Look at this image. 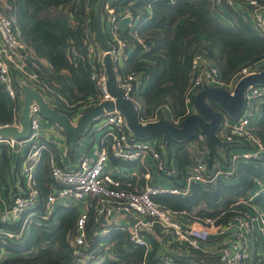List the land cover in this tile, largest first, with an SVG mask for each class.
Listing matches in <instances>:
<instances>
[{
	"label": "built area",
	"instance_id": "2783aa9c",
	"mask_svg": "<svg viewBox=\"0 0 264 264\" xmlns=\"http://www.w3.org/2000/svg\"><path fill=\"white\" fill-rule=\"evenodd\" d=\"M91 1H85L86 7L90 6ZM121 1L105 0L103 5L102 12H105L104 18L105 21L107 19L109 33L112 35L108 40L110 49L107 52L99 48L90 19L86 16L80 20L70 18L71 27L81 28L82 37L79 45L71 42L69 60L74 66L79 60H86L90 68V78L97 90L95 98L91 99L93 103L82 105L80 109L82 112L92 105L114 101L108 89V76L103 62L106 53L110 55L112 61L116 85L123 90L122 97L133 102L138 110L135 96L145 85L144 73L137 69H127L125 66L124 62L132 45L127 38L118 33L119 19L123 16L130 17L132 21L128 25V35L133 39L136 38L143 49H147V46L136 35L135 26L138 18L133 17L128 7L114 6V3L118 5ZM165 1L173 3L175 0ZM213 2L220 14L226 12V8L241 11L249 28L264 38V0H213ZM41 68L46 67L36 56L32 46L22 39L12 17L0 2V84L11 104L13 116L10 122L1 123L0 128L14 126L20 129L19 116L22 111V96L18 92L20 85H28L45 94L46 82L40 78L37 71ZM260 71H264V57L252 66L241 67L228 80H224L214 61L203 51H195L191 59L189 84L184 98L187 113H190L194 97L204 84L224 88L232 94L241 78ZM261 104H264V83L250 85L245 91L241 114L229 122H224L225 117L220 126V134L217 135L224 142V148L239 150L229 153V165L224 166L220 158L208 163L198 156L193 159L182 185L148 186L142 189L124 186L120 180L106 173L104 168L109 156L130 162L150 154L159 161L158 168L163 170L164 163L160 154L156 146L137 137L129 130L124 115L118 109L105 111L98 122H101V129L107 138V149L103 148L96 158L83 156L75 169L61 165L59 158L49 152L51 182L49 192L44 193L36 183L34 163L39 160L48 146L39 140L41 115L37 104L31 103L29 137L25 139L0 137V144L12 150L27 145L18 193L0 214V222L13 223L22 217L34 216L48 219L57 204L78 202L88 198V209L78 214L71 239L72 257L76 264H94L98 259H104L107 247L112 244L99 240L108 232L106 220L115 213L127 214L136 219L131 227L122 228L127 230V240L130 243L145 248L138 264H150L146 235L154 232L164 234L170 246L176 243L207 254H216L220 264H264V211L254 203L255 198L264 191V180L254 179L256 188L229 205L228 210L232 216L222 223H215L218 216L213 219L205 218L203 221L193 220L194 224L186 225L181 222L180 213L155 200V196L166 193L185 196L193 183L204 185L219 177L230 178L239 162L259 161L263 164L264 140L255 128L259 121ZM67 155V149L61 150L60 157L64 158ZM166 174L170 177L179 176V171L172 166ZM90 210L92 229L88 234L87 222ZM1 236L13 239L19 238L20 234L6 230L0 231ZM211 237L216 241L213 250L205 246V242ZM171 248L173 250L157 258L152 264H184L182 257L177 254V249L180 247ZM187 261L194 263L191 258Z\"/></svg>",
	"mask_w": 264,
	"mask_h": 264
},
{
	"label": "trees",
	"instance_id": "16d2710c",
	"mask_svg": "<svg viewBox=\"0 0 264 264\" xmlns=\"http://www.w3.org/2000/svg\"><path fill=\"white\" fill-rule=\"evenodd\" d=\"M7 1L10 8L6 10L18 27L20 36L32 46L36 56L49 65V69L37 70L42 80L56 83V91L49 92V95L70 112L81 109L82 105L95 98L97 90L90 78L86 60L81 59L74 66L68 57L71 42L79 45L82 37L81 28H72L70 18L80 20L88 16L95 31V9L86 15L83 10L86 0ZM96 3L97 0H94L95 6ZM122 5L138 18L136 35L147 46V49H143L136 38L133 39L128 33L121 34L132 45L126 68L144 73L145 88L139 95L142 111H138L142 119L152 113L150 103L157 99L169 107L174 119L190 114L187 113L184 98L195 51H203L214 61L224 80H228L241 67L252 66L264 57V38L249 28L241 11L226 8V12L220 14L213 0H175L173 3L165 0H122L118 5L114 3L117 7ZM222 16L233 23L228 24ZM63 71L65 74H61ZM211 104L218 108L215 102L211 101ZM12 117L11 104L0 84V124L10 122ZM255 128L264 140V115ZM152 137L161 138L162 134L155 133L143 139ZM190 141L197 143V151L208 163L214 157H221L224 147L198 131ZM190 141H165L173 144L175 159L182 172L193 163ZM41 158L42 177H38V187L44 192L46 184L51 181L49 152L44 151ZM255 178L264 180V162H239L232 180L219 177L204 185L193 183L185 196L166 193L155 196V200L188 219L203 221L219 216L215 223H222L232 216L229 205L256 188ZM254 203L264 211V191L260 192ZM77 217L75 208L58 207L48 219L34 216L22 217L13 223L0 222V231L20 234L19 238L13 239L0 237V264H76L72 257L71 239ZM91 220L90 210L88 234L92 229ZM115 234L113 251L116 259H106L97 264H138L144 248L133 245L121 233ZM171 247H180L188 252L190 256H181L184 264H220L216 254H205L176 243ZM188 258L194 259V263L187 261Z\"/></svg>",
	"mask_w": 264,
	"mask_h": 264
},
{
	"label": "crops",
	"instance_id": "0c3cea01",
	"mask_svg": "<svg viewBox=\"0 0 264 264\" xmlns=\"http://www.w3.org/2000/svg\"><path fill=\"white\" fill-rule=\"evenodd\" d=\"M2 5L4 6L5 10L6 8H10L9 3L7 0H0ZM98 2V0H97ZM97 5V3H96ZM95 9L96 6L94 4V0L91 1V4L89 7H86V2L84 3V12L86 15H89L92 9ZM7 11V10H6ZM11 16V15H10ZM228 24H232V20L229 18H226L222 16ZM86 18L89 19V17L86 16ZM71 20V19H70ZM69 20V22H70ZM132 21L130 17L123 16L119 19L117 28L119 34H124L128 32V25ZM102 30L105 35V38L108 42L111 38V34L109 33V26L107 23V19L105 21L104 16H102ZM71 25V22H70ZM16 27V25H15ZM17 31L20 33L18 27H16ZM95 33V31H94ZM130 55V51L128 52L127 59ZM127 59L125 60V66L127 65ZM46 69H49V65L47 61L41 59ZM61 74H65V71H63ZM56 82H59L58 80ZM46 89L45 93L43 94L41 90H37L43 98L48 102V104L53 108H59L60 111L67 114L72 121L73 124L77 121L78 117L81 115L82 111L80 109H77L76 111L70 112L66 108L62 106V104L58 101L53 99L52 96L49 95V92L56 91L55 85L56 83L52 81L51 83L46 82ZM28 86V85H26ZM30 87V86H29ZM145 86L142 87V89L139 91V93L135 96V99L138 103V111H142V105L140 100V92L143 91ZM18 92L22 96V107H23V99H24V93L21 89V85L18 88ZM36 104L35 102H32ZM92 101L88 102L89 104H92ZM69 108H73L74 105H67ZM150 108L152 112L151 114L146 116V119L140 118L143 122L147 121H155L159 118H164L167 120L172 121L176 125L180 124L183 120V117H179L177 119H174L172 116V113L169 109V107L166 104L161 103L160 99L155 100L154 102L150 103ZM260 114L259 119L264 115V104L260 105L259 108ZM22 112V111H21ZM194 112L193 106L190 107V113ZM227 119V120H226ZM224 122L231 121L230 118H226ZM259 122V121H258ZM99 122L98 120L93 121L87 130L80 136V138L74 142L71 143L68 139V136L62 131L60 127H58L56 124L49 120H45L41 116V127H40V138L39 140L43 143H45L48 146V149L45 150V152H51L56 158H59L61 165L67 167L68 169H75L78 167L79 160L87 155L90 158H96L99 154V152L104 148L107 149L108 143L107 138L104 135L103 129H101V126H98ZM217 134L219 135V129L217 131ZM148 142L156 146V149L158 150L160 154L161 161L164 163V169L161 170L158 168V160L154 159L150 154H146L144 157H142L140 160L135 161H122L116 158H113L112 156H109L106 164H105V172L111 174L114 178L120 180L124 186H128L132 189H142L148 186L157 187V186H163V187H171L174 185H182L184 180V174L186 175L187 170L192 166L189 165L186 167V170L182 172L180 170L178 163L175 159V148L173 144H167L165 143L166 140H163V137L157 138L152 137L150 139H147ZM191 142V141H190ZM217 144V143H216ZM224 147V146H223ZM63 149L68 150V155L66 157H60V152ZM190 149L194 153V156L192 158H196L198 156H201L200 153L197 151V143L195 141H192L190 143ZM27 150V145H21L17 147L16 149H9L6 145L0 144V214L4 212V210L7 208V206L13 201V198L18 193L19 187L18 184L21 183L20 179V172L22 165L24 164V158L25 153ZM221 158H223L222 164L229 165V153L238 152V149H229V148H222ZM44 152V151H43ZM42 152V153H43ZM42 156V154H41ZM40 156V158H41ZM202 157V156H201ZM37 160L34 163V175L37 185L38 183V177H42L41 174V168L40 163L42 161V158ZM219 159L220 157H214V159ZM238 164H236L237 167ZM175 166L179 171V176L170 177L166 174V171L172 167ZM235 167V168H236ZM233 176V175H232ZM50 177V176H49ZM19 179V180H18ZM225 180H232L230 178H224ZM51 182V181H49ZM46 184V191L44 193H48L49 184ZM40 187V186H39ZM251 193V190L247 193ZM88 202L89 199L86 198L82 201L78 202H72V203H64V204H57L55 206L54 211L58 207H71L75 208L78 212H83V210L88 209ZM38 209H40L38 207ZM181 222H183L186 225L194 224L195 221L188 219L184 217L183 215L179 216ZM136 222V219L133 216L127 215V214H118L115 213L113 216L108 218L106 220V227L108 229L107 234H105L102 238H100L99 241H104L105 243H111V246H108L106 249V256L102 260H97L94 262V264L103 262L106 259H116L114 256V247L116 244L114 236L117 234L115 233H121L123 236H127V230L123 229L122 227H131ZM2 231V230H1ZM146 239L149 243V247L147 250L148 253V260L150 264L154 262L157 258L163 256L164 254L170 252L173 250L171 246L168 244L167 237H165L164 234L159 232H154L146 235ZM215 239L210 238L209 241L205 242V246L213 250L215 244ZM144 248V247H143ZM145 251V248H144ZM177 254L180 256L186 255L190 256L188 252L184 249H177ZM207 254V253H205ZM204 258V257H203ZM194 260V259H193ZM195 261V260H194Z\"/></svg>",
	"mask_w": 264,
	"mask_h": 264
},
{
	"label": "water",
	"instance_id": "95a60500",
	"mask_svg": "<svg viewBox=\"0 0 264 264\" xmlns=\"http://www.w3.org/2000/svg\"><path fill=\"white\" fill-rule=\"evenodd\" d=\"M104 2L105 0H98L95 8V39L99 48L107 52L110 47L103 33L101 22ZM103 62L108 76V89L114 97V101H105L88 107L73 124L67 114L51 107L37 90L22 85L24 99L22 112L19 116L20 129L14 126L0 128V137L28 138L31 128L30 104L35 102L40 115L60 127L71 143L76 142L93 121H99L105 111L115 108L124 115L129 130L139 138L161 133L163 140L174 139L186 142L190 141L198 131L200 135L222 147L224 142L218 137L217 131L225 117L230 119L238 117L244 108L246 89L250 85L264 83V71H260L241 78L235 85L232 94L224 88L204 84L194 97V112L185 116L180 124L176 125L164 118L143 122L134 103L122 97L123 90L116 85V76L108 53L104 55ZM211 101L215 102L218 108H214Z\"/></svg>",
	"mask_w": 264,
	"mask_h": 264
},
{
	"label": "rangeland",
	"instance_id": "374dc122",
	"mask_svg": "<svg viewBox=\"0 0 264 264\" xmlns=\"http://www.w3.org/2000/svg\"><path fill=\"white\" fill-rule=\"evenodd\" d=\"M99 121H100V120H99ZM100 125H101V122L98 124V126H100ZM220 159L223 161V158L220 157Z\"/></svg>",
	"mask_w": 264,
	"mask_h": 264
},
{
	"label": "bare ground",
	"instance_id": "6f19581e",
	"mask_svg": "<svg viewBox=\"0 0 264 264\" xmlns=\"http://www.w3.org/2000/svg\"><path fill=\"white\" fill-rule=\"evenodd\" d=\"M41 159V158H40Z\"/></svg>",
	"mask_w": 264,
	"mask_h": 264
}]
</instances>
